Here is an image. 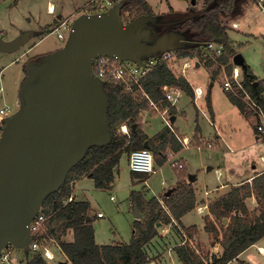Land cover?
Instances as JSON below:
<instances>
[{"label": "water", "instance_id": "obj_1", "mask_svg": "<svg viewBox=\"0 0 264 264\" xmlns=\"http://www.w3.org/2000/svg\"><path fill=\"white\" fill-rule=\"evenodd\" d=\"M125 2L80 14L61 48L27 63L22 104L4 118L0 138V253L10 245L29 248L30 224L44 200L60 189L91 146L112 140L109 93L93 69L95 57L105 54L143 64L150 56L194 44L176 28H158L179 19L169 22L160 15L142 14L124 21ZM27 37L28 33L10 40L0 36V51L17 49ZM233 60L247 70L242 53ZM135 216H141L137 208Z\"/></svg>", "mask_w": 264, "mask_h": 264}, {"label": "trees", "instance_id": "obj_2", "mask_svg": "<svg viewBox=\"0 0 264 264\" xmlns=\"http://www.w3.org/2000/svg\"><path fill=\"white\" fill-rule=\"evenodd\" d=\"M236 1L205 0L204 7L192 17L179 19L176 22V29L186 33L194 44L177 49L178 55L194 56L195 48L213 40L224 43L225 52L220 59L225 63L230 61L236 50L231 44L223 15L234 9ZM124 11H131L130 20L142 14H154L150 5L144 0H126L122 13ZM24 69L26 71L27 67ZM242 75L246 88L264 110V81L258 79L248 65ZM164 84L180 85L189 91L187 79L182 76L176 77L166 62L156 65L144 80L149 98L138 99L120 85L105 82V88L109 93L108 122L112 132L111 142L106 145L91 146L86 156L70 169L60 189L44 200L42 206L48 219L43 236L57 239L72 264H148L150 257L146 245L157 236V223L172 221V216L166 211L164 204L179 223L184 214L195 208L196 194L191 182L180 181L168 196H163L164 204L156 196L146 199L141 192L132 191V203L144 214V220H135L134 233L129 242L99 244L96 241L93 219L90 215V202L74 199L66 201L73 194L72 180L82 176L94 178L98 188H110L116 176L115 167L119 164L122 155L125 152L130 153L135 148L147 147V141L157 158L164 153L163 145H155L143 130L139 117L142 108H147L151 100H158ZM231 98L245 113L243 100L233 93ZM124 123L130 127L129 134L119 131V126ZM161 136L163 137L164 133L155 137L157 141ZM165 159H160L158 162L163 163ZM252 195L258 201V208L253 210L246 204V199ZM209 209L220 221V228L210 215L205 217V228L214 233L223 251L220 255L213 253L210 256L206 253L205 256H200L189 243L177 244L174 249L183 264H228L242 251L264 237V171L256 173L251 181L233 186L226 194L214 199L209 204ZM225 217L229 218L227 225L223 223ZM183 228L188 232L193 230L192 226ZM176 229L182 235L181 229L179 227ZM70 230L73 232V240H65L64 236ZM22 264L50 263L42 253L38 252Z\"/></svg>", "mask_w": 264, "mask_h": 264}, {"label": "rangeland", "instance_id": "obj_3", "mask_svg": "<svg viewBox=\"0 0 264 264\" xmlns=\"http://www.w3.org/2000/svg\"><path fill=\"white\" fill-rule=\"evenodd\" d=\"M13 1L14 0H0V23L4 26L11 16L16 14L18 18L21 17L30 6L35 10H38L39 14L42 17H44V15H47L48 0H40V2L38 0H23L20 7H18L17 9H11ZM52 1H54L58 5L60 4L59 6H61L62 4H64V6H70L71 3L68 2L69 0ZM148 2L154 7L153 15H160L164 21L181 19V17L187 15V13L202 9L205 5V0H195V3L194 0H188L186 2L183 0H148ZM240 5V8L243 7L244 9L243 0H241ZM184 9L186 10V12L183 13L182 10ZM124 12L125 15L123 16V18L125 19V21L130 20L131 16H127L126 11ZM135 12L136 10L134 11V15L136 14ZM223 17V21L228 27L231 44L236 50V53H242L245 57L247 65L250 66L252 71L258 76L259 79L264 80V66L262 63L264 61V11L262 10V6L258 5V2H252L250 7H245V10H242L240 12L238 19L241 21L242 27L239 30L229 28L235 27L234 23H236L231 18V11L226 12ZM236 24H239V22H237ZM158 28L165 30L168 29L166 27L162 28V25H158ZM65 43L66 40H61L57 36L56 32H52L48 33L45 38L43 37V39L36 45H33V49L27 50L29 49L31 44H33V42L30 41V43H28L27 45L24 46L23 44V46H20L14 53L0 51V73L2 74L3 78L2 85L4 86V94L0 99V106L6 103H10L14 104L16 106V109L20 108L22 104L20 89L25 78L27 77V70L25 71L24 68L27 67L28 61L32 60L30 55H34L33 53H37L52 46L62 47ZM23 52H25L24 55L22 57L19 56ZM25 58H27L28 61ZM233 67L234 65L231 60L225 63L220 59V62L217 66L213 67L210 65L209 69L213 71L215 75L220 76L223 82V79L226 78L224 72L226 71L228 74H231L233 72ZM241 70L242 75V67ZM204 76L207 75L204 73L202 75L188 73L189 79L193 82H195L199 78H204ZM242 77L244 76L242 75ZM217 83L214 86V93L212 94V98L214 101L216 112L217 114H219V120L223 123L226 122L227 124L228 133L224 136V138L228 141V144H230L231 147L229 148L228 146L222 145V147L226 150H223V148H219V144L216 143L215 135L210 134L211 132H213L214 127L209 124L206 118H204L202 123L204 134H206L208 138H211V140L214 141L215 147L213 146L214 148L212 149H203L200 152L195 151L194 149H190L188 150V152L191 153L190 155H186L185 152L182 153V155H184V158L186 159V167L188 168L184 169L182 172L197 170L200 171V169H207L208 166H213V170L209 172H202L200 174L198 184L199 186H201V188H212L213 186L220 184V180L217 179L218 173L215 171V169L218 165H220L222 159L225 162L229 163V173L233 174L235 177L244 176L248 172H252L255 169L264 167V162H262L263 160L261 158L262 153H264V140H256L255 135L252 132L253 122L255 121V124H257L256 115H253L252 112H249L251 120L244 115L242 117V115L236 109L230 106L228 100L225 99L224 96L221 97L220 95H218V93L215 92V88L217 87V85H220L219 83ZM219 91L221 90L219 89ZM134 96L138 99L147 98L143 96L142 92L140 91L134 93ZM152 104V101H150L149 106L144 109H149ZM144 109L142 108L140 112ZM262 120L264 121V118H262ZM0 121H2L0 123L1 138L4 130V118L0 117ZM152 124L154 128L163 127L164 121L162 120L160 114L155 115V117L152 118ZM121 126L122 125L119 126V131L121 133H125L122 130ZM128 129L130 133V127ZM170 152H172V154H170ZM125 153H127L128 155L130 154L128 152ZM164 153H166L168 162L171 163L175 158L173 151L168 148ZM169 163L166 162L162 166L155 164V169L157 171L155 173H152L150 175V178L148 179L146 191L147 195L152 196L155 192H161L163 191L164 187L169 188V186L174 185L177 182V179L179 178V172L181 171L180 169L173 168ZM254 165H257V167H254ZM130 171L131 170L127 157L126 155H124L123 159L120 162V175L118 177V181H116L115 186L110 190L103 188H94L92 184L86 185V183L88 182L81 183V185L86 188L88 196L95 203L97 212L103 213V217H98L94 221V228L96 230L98 242L111 243L116 240L129 242L132 237L135 212H133L130 201L128 200L131 192ZM163 181H165L164 185L162 184ZM181 181L187 180L182 179ZM135 189L141 190L143 192L145 191V187H143V184L136 185ZM111 195L114 196L115 200L111 199ZM163 196L164 195H162V197ZM209 199H212V197H210ZM213 200L214 199H212V201ZM249 202L252 203L250 199ZM249 208H251V210L258 208V203L256 204V206L250 204ZM165 209L166 211H168L167 208ZM191 222H197L198 224L202 223L201 215L196 211L187 215L185 218V224ZM216 222L220 227V221L216 219ZM167 226L168 225L164 224L160 225L161 239L156 240V242L154 241L153 245L150 246V259L152 261L148 264L179 263L176 260L174 251L171 252L169 251V249L171 248V245L173 243H176L175 241H180V238L176 237L170 239V237L167 236L168 238L162 239V235L166 236L175 232L173 226ZM167 228H169V232H167ZM64 239L72 240L73 232L70 230L67 235L64 236ZM216 240L217 238L215 237L213 232L208 231V233H204L202 231L200 233H196L195 237L192 239V246L194 249H196L198 255L205 256V253L210 254V251L221 249V246L215 243ZM45 243L47 242L42 240V244ZM48 244H50V246L56 253V258L50 261V264H72V262L63 252L57 239H55L53 242H49ZM28 249L30 251H27ZM38 252L39 250H34L32 248L24 249L21 247L12 246V262L13 264H22L24 261ZM260 252L261 250H259L257 247H254L251 250V253H254L256 260H262V263L264 264V256H260Z\"/></svg>", "mask_w": 264, "mask_h": 264}, {"label": "crops", "instance_id": "obj_4", "mask_svg": "<svg viewBox=\"0 0 264 264\" xmlns=\"http://www.w3.org/2000/svg\"><path fill=\"white\" fill-rule=\"evenodd\" d=\"M40 2V0H38ZM87 0H69L68 2L70 3V6H64L62 4L59 6L57 3H55L52 0L47 1V15H44L42 17L38 10H35L33 7H29L28 10H26L21 17L18 18L16 14L11 16L6 25H2L0 23V36L3 37L6 40L14 39L23 33H28V37L26 42L24 43V46L27 45L28 43L33 42L29 49H33V45H36L38 42H40L43 37L45 38L48 33H52L54 28H56L61 22L64 20L67 21H74L80 14H82V7L85 4ZM146 3L150 5L152 10H154V7L148 2V0H144ZM183 1H188V0H183ZM23 0H14L13 5L11 9H17L22 5ZM240 2L241 0H237L234 9L231 11L232 13V19L237 23V26L235 27H229L234 30H239L242 27L241 21L238 19L240 12L245 10V7H250L252 2H258V5L262 6V10L264 11V0H243L244 2V9L243 7L240 8ZM195 3V0H194ZM196 5V4H195ZM171 7V6H170ZM172 8V7H171ZM187 9V8H185ZM182 10V12H186V10ZM199 10H194L193 12L190 13H195ZM187 13V14H190ZM186 14V13H185ZM234 15V16H233ZM38 35V36H37ZM40 35V36H39ZM42 37V38H40ZM37 39V41H36ZM235 45V43H234ZM23 46V45H21ZM20 47V46H19ZM18 47V48H19ZM15 49L13 51H7V52H12L14 53L15 51L18 50ZM61 48L60 46H52L50 48H47L45 50H41L37 53H33L34 55H30L32 59L37 58L38 56L46 55L49 54L57 49ZM26 50V51H27ZM202 50H203V45L201 47H197L194 49L195 55L194 56H180L176 60L172 61L171 63H167L169 67L171 68L172 72L176 75V77H183L181 73V64L184 59H190L192 62V66H190L187 69L186 75L184 76L188 83H189V91L186 90L185 88H182L180 85H177L179 87V91L175 93V97L172 100H169L166 98V92L163 90V87L165 85H176V84H164L162 86V93L159 96L158 100L152 101V106L149 109H144L140 112V120L142 123L143 130L147 133V135L152 139V141L155 143V145L162 144L164 148V152L170 148L176 159H179V162H182L184 166L182 168H179L177 166H173L171 163L168 162L166 153H163L161 156L158 158H155L154 155V165L158 164L160 166L164 165L166 162L169 163L173 168L175 169H180L181 172H179V178L177 179V182L174 185H171L168 187H164L163 191L161 192H155L152 196H156L160 199V201L164 204V200L162 195H166L167 191L171 190L173 191L174 187L183 179L187 180L186 182H191L194 189H195V194H196V206L193 210L187 212L184 214L181 218V223H178L177 220L173 217L172 213L170 212L169 208L167 205L164 204V208H167L168 213L172 216V221L171 222H159L157 223V228H158V234L156 237H154L147 245H146V251L148 252L149 257L150 256V246L153 245L154 241L160 240V225H168L173 226L175 232L170 235H162V239L168 238L167 236L170 237V239L179 237L180 241H175L176 243H173L171 245V248L169 251H174L176 260L179 262L178 264H183L179 257L176 254V251L174 249L175 245L177 244H185L189 243L192 246V239L195 237L196 233L204 232L208 233L206 230V220L205 216L210 215V217L213 219L215 224L217 225L216 218H214L213 214L210 212L209 209V204L211 203L212 199H216L219 196L226 194L228 191L231 190L233 186H240L248 181H251L253 177L255 176L256 173H262L264 171V167H260L259 169H255L252 172L246 173L244 176H237L235 177L233 174L229 173L228 169V162H225L223 159L221 160L220 165H218L215 169V171L218 173L217 174V179L220 180V184L213 186L212 188L209 187H204L201 188L199 186L198 181L200 178V174L202 172H209L213 170V166H208L207 169H200L197 171H189V172H182L184 169H188L186 167V159L184 158V155H182L183 152L186 153V155H190L191 153L188 152L190 149H194L195 151H202L203 149H212L215 146V143L211 138H208L206 134H204V129L202 126L203 119L206 118L209 122L210 125L214 127L213 132L210 134H214L216 138V143L219 144V148H223V146H228L229 148L231 147L230 144H228V141L225 140L224 136L227 135L228 130H227V124L226 122H222L219 120V114H217L215 106H214V101L212 98V94L214 93V86L218 82L220 85H217L215 88V92L218 93L221 97H225V99L228 100L230 106L234 109H236L243 117L246 116L247 118H251L249 114L244 113L241 108L232 100L231 98V92L227 91L223 87L222 80L220 76L215 75L213 71L209 69L210 67V62L205 61L202 57ZM25 51V52H26ZM32 51V50H31ZM21 53L19 56H23L24 53ZM201 53V54H200ZM29 57V58H30ZM234 57V56H233ZM233 57L231 58V61L234 63ZM183 58V59H182ZM27 60V58H25ZM24 59V60H25ZM23 60V62H24ZM28 61V60H27ZM25 61V62H27ZM29 62V61H28ZM264 66V61L262 62ZM151 73V72H150ZM149 73V74H150ZM188 73L192 74H200L202 75L203 73L206 74L207 76H204V78H199L195 82L191 81L188 77ZM148 74V75H149ZM258 77V76H257ZM259 79V78H258ZM264 81V80H263ZM217 83V84H218ZM200 87L203 89V96L201 97H196V92L195 88ZM222 91H219V89ZM217 89V90H216ZM160 114L162 120L164 121L163 127L161 128H154L152 124V118L155 117V115ZM254 118V117H253ZM251 120V119H250ZM2 121H0L1 123ZM190 122V123H189ZM190 124V125H189ZM253 134L255 135L256 140H264V132H261L257 129V124H255V121L253 122ZM164 133V136L159 137L158 141L155 138L159 134ZM186 137L187 139L190 140L189 146H184L182 141L179 138H184ZM208 142H211L212 146H208ZM223 142V143H222ZM147 147L150 148L149 142L147 141ZM221 144V145H220ZM201 146V147H200ZM214 146V147H213ZM151 149V148H150ZM152 150V149H151ZM223 150H226L223 148ZM126 155L128 163H129V155L127 153H124L120 159H123V156ZM261 155V154H260ZM264 155V153H262ZM261 155V156H262ZM166 158L163 163L158 162V160ZM222 158V157H221ZM120 162L119 164L115 167V180L111 184L110 188L111 189L115 186L116 181H118V177L120 175ZM264 162V161H262ZM130 166V165H129ZM254 167H257V165H254ZM130 180H131V192L128 200L130 201V205L132 206L133 212H135L136 207L132 203V191H139L141 192L146 199L151 198L152 196L147 195V182L148 179L150 178V175L152 173H155L157 170L155 169L154 172L152 173H147V172H138V171H133L130 168ZM190 175L192 176V179H190ZM231 175V176H230ZM225 177V178H224ZM82 182H88L86 185L92 184L94 188H98L95 185V180L92 177L89 176H82L80 178H76L72 180V191H73V197L74 200L76 201H82L86 200L89 201L91 204V211L90 215L92 217L93 225L94 221L98 217H103V216H98V212L96 210V205L92 201V199L88 196L86 188L81 185ZM142 185L145 187V191L141 190H136L135 186L136 185ZM162 184H165V181L162 182ZM101 189V188H99ZM170 192V193H171ZM113 195H111V199L115 200L112 198ZM167 196V195H166ZM212 197V199H209ZM249 199L251 200L252 203L249 202ZM258 203L257 198L252 195L246 199V204L248 207H250V204L256 206ZM199 207H201L199 209ZM251 209V208H250ZM253 209V208H252ZM196 211L198 214L201 215L202 218V223L198 224L197 222H191L188 224H185V218L187 215L190 213ZM140 212V211H139ZM140 217H136L134 219V222L136 219L144 220V214L142 212ZM224 219V218H223ZM229 222V218H227V221H223L225 225H227ZM193 227V230L191 232H188L185 230L183 227ZM218 226V225H217ZM176 227H179L181 229L182 235L177 231ZM219 227V226H218ZM220 228V227H219ZM167 232H169V228H167ZM200 230V231H199ZM134 233V227L132 229V235ZM95 237L96 241L99 244H115V243H127L122 240H116L111 243H102L98 242L97 236H96V230H95ZM73 240V239H72ZM217 245H220L221 249L215 250V251H210L209 255H212L213 253H216L220 255L223 251V247L221 243L216 240ZM216 246V245H215ZM193 247V246H192ZM217 247V246H216ZM257 247L260 252V256H264V237L259 239L256 243L253 245L249 246L246 248L244 251H242L238 257L234 258L231 260L228 264H263L262 260L257 261L254 253H251V250ZM263 250V252H262ZM206 254V253H205ZM152 260L150 259V262Z\"/></svg>", "mask_w": 264, "mask_h": 264}, {"label": "built area", "instance_id": "obj_5", "mask_svg": "<svg viewBox=\"0 0 264 264\" xmlns=\"http://www.w3.org/2000/svg\"><path fill=\"white\" fill-rule=\"evenodd\" d=\"M118 0H89L87 1L82 9L83 13H99L107 11L110 9ZM125 13V12H124ZM122 13L124 16L125 14ZM127 16H131V11H126ZM124 19V18H123ZM125 21V19H124ZM73 22L64 20L61 22L52 32H56L57 36L61 40H67ZM234 26H237L234 23ZM68 33V34H67ZM225 52V45L219 41H208L203 45L202 57L205 61H209L213 66H217L220 62V58ZM180 56L177 50H168L159 53L155 56H150L144 59L143 64L136 63L133 60H122L115 56L109 55H99L95 57L93 61V69L95 73L103 79L105 82L116 83L120 85L125 91L132 92H142L143 96L149 98V94L145 90L144 80L152 69L159 63L166 62L171 63ZM185 58V57H184ZM183 59V58H182ZM233 72L228 74L224 72L226 78L223 79V87L225 90L239 96L245 103V113L252 112L253 115L257 117V127L258 130L264 132V110L262 106L255 100L251 93L246 88L243 77L241 75V67L233 63ZM192 66L190 59H184L181 64V73L186 75L187 69ZM2 74L0 73V99L4 94V86L2 85ZM163 90L166 92V98L169 100L174 99L175 93L179 91L177 85H165ZM196 97L203 96V89L200 87L195 88ZM17 111L14 104L6 103L0 106V117L5 118ZM122 130L128 134V125L122 124ZM184 146H189L190 140L186 137L179 138ZM208 146H212L211 142L207 143ZM201 147V146H200ZM172 154V152H170ZM264 161V156H261ZM173 166L182 168L184 164L179 162V159L174 158L171 162ZM129 165L133 171L152 173L155 171L154 165V153L149 147L137 148L130 152L129 154ZM114 198V196H112ZM74 199L73 194L66 199L67 202ZM201 207H199L200 209ZM98 216H103L102 212H98ZM48 215L44 212L43 206L40 208L39 212L36 214L35 218L30 224V232L32 239L29 244V248L34 250H39L40 253L50 262L56 258V253L48 244L55 240L54 237L43 236L46 232V221ZM44 240L45 244H42ZM13 245L5 247L0 253V264H13L11 256V247ZM263 252V250H262Z\"/></svg>", "mask_w": 264, "mask_h": 264}, {"label": "flooded vegetation", "instance_id": "obj_6", "mask_svg": "<svg viewBox=\"0 0 264 264\" xmlns=\"http://www.w3.org/2000/svg\"><path fill=\"white\" fill-rule=\"evenodd\" d=\"M172 21V20H171ZM170 22V21H169ZM168 28V29H170V28H176V23H174V24H171V25H167V26H164V28ZM163 28V27H162Z\"/></svg>", "mask_w": 264, "mask_h": 264}]
</instances>
